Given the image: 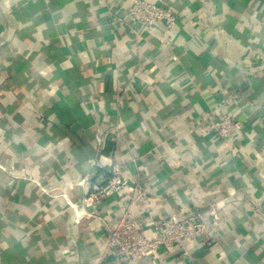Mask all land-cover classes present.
Masks as SVG:
<instances>
[{"label": "crops", "instance_id": "obj_1", "mask_svg": "<svg viewBox=\"0 0 264 264\" xmlns=\"http://www.w3.org/2000/svg\"><path fill=\"white\" fill-rule=\"evenodd\" d=\"M146 1L176 26L118 21L129 0H0V264H118L107 227L128 191L78 223L60 195L107 179L94 160L126 164L153 220L220 210L156 264H264V0ZM207 113L242 127L219 138Z\"/></svg>", "mask_w": 264, "mask_h": 264}, {"label": "built area", "instance_id": "obj_2", "mask_svg": "<svg viewBox=\"0 0 264 264\" xmlns=\"http://www.w3.org/2000/svg\"><path fill=\"white\" fill-rule=\"evenodd\" d=\"M117 20L125 23L135 21L145 27L161 23L166 29H171L176 26L177 16L164 6L146 0H129L125 12ZM205 119L208 128L223 139L231 137L242 127L241 122L232 120L227 114L215 116L207 113ZM96 142L100 151L104 142L102 132L97 134ZM125 165L119 161L104 165L94 160L92 174L104 170L108 173L107 179L103 183L90 182V175H86L79 182L84 187L79 202L70 201L64 192L60 194L72 209L74 222L78 223L82 217L98 216L102 198L128 191L120 205L119 217L112 226L107 227L106 248L112 251L116 263L128 264L143 260L145 264H156L158 249L170 252L174 247L185 255L188 246L200 243L209 228L219 225L220 210L212 203L203 210L180 207L165 219L153 220L147 205L148 190L141 184H130L123 175ZM133 202L145 208V215L139 219L130 218ZM254 205L257 210L261 209L258 204Z\"/></svg>", "mask_w": 264, "mask_h": 264}]
</instances>
